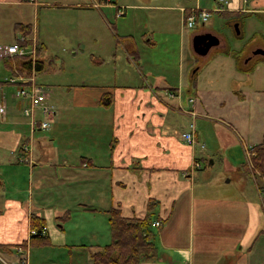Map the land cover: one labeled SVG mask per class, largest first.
<instances>
[{"label": "crops", "instance_id": "1", "mask_svg": "<svg viewBox=\"0 0 264 264\" xmlns=\"http://www.w3.org/2000/svg\"><path fill=\"white\" fill-rule=\"evenodd\" d=\"M160 1L170 0H147V4L136 5L135 8L167 13L177 9L181 12L183 20V14L187 12L185 9L201 8L202 4H205L219 14H242L230 18L232 20L229 21L231 26H235L238 35L239 20H242L240 17L246 14L264 15V0H227L226 4L218 0H185L188 7L178 8L163 3L157 5ZM57 2L56 5L66 4L64 1ZM40 4L52 5L39 0H0L2 10L6 11L5 7L16 10L20 17L24 5H29L37 12ZM88 7L90 6L86 8ZM105 8L111 9L112 6L106 4ZM244 12L246 14H243ZM117 15H123V11L117 12ZM169 18L168 14L160 15L155 23L150 24L148 32L118 35L116 31L110 30L116 38L115 50L109 56L110 64L114 74H117L120 72V63H124L125 75H115L112 82L107 80L100 84L86 83L80 86L83 89L76 105L81 107L84 125L81 128L80 155L77 157L81 167L75 175L71 171L72 176H67L64 171L61 176L52 178L43 171L38 173L40 167H48V160H42L40 156L51 155L58 160V155L54 154V146L51 143L37 142L39 152L36 153L33 143L28 145L29 138L25 140L23 129L19 128L20 124L16 121V114L17 109L22 110L27 102L21 100L17 105L9 106L7 116L11 122L7 123L8 127L0 128V180L3 184L0 192L3 196L0 200V244L16 245L28 241L32 213L44 218L43 234L48 237L50 244L32 245L25 250L18 248V252L0 250L11 260L7 263L0 257V263L75 264L74 254L83 252L90 261L91 253L106 244V239L100 235L96 237L95 232L88 240L74 241L77 239L75 234L69 237L72 239L69 240L62 227L69 220L72 221L77 211L96 214L92 209L110 194L112 206L118 207L124 216L143 217L147 212L148 203H151L154 205L152 212L157 215V219L153 217L152 221L161 220L162 225L165 221L157 234L165 247L159 249L156 246L154 259L140 264H264V173L262 176L260 172V182L256 181L257 174L253 172L254 175H251L256 183L259 204L250 200V191H247V188L244 187L243 191V171L240 167H235L234 179L236 186H240L237 193L227 188L228 183L222 177L212 179L210 185L205 188L206 180L210 178L209 170L200 172L202 168H194L198 147L184 140L175 128L179 121L190 119L192 123L194 117L191 112H196L198 116L202 114L196 89L199 68L187 75L179 69L178 81L168 73L152 75L151 62L154 60L153 51L160 46L159 36L171 32ZM23 21L12 24L13 39L21 32L16 28L18 23L31 24ZM36 32L35 28L33 36L36 43L42 46L39 58L45 60L47 46L39 40ZM200 34H212L220 40L208 54L215 47L226 50L222 37L212 29L196 32L193 38ZM120 39H123L122 46L119 44ZM118 46L124 51V55L117 52ZM244 49L231 50L228 45L227 53L234 58V62L229 64L230 73L223 74L217 81L227 80L232 85H229L230 92L234 94L251 96L255 93L260 97V93L264 92V54H255L254 51L264 49V45L256 44ZM195 54L197 55L196 52ZM180 58L182 60L183 56L180 55ZM182 65L184 64L181 62L179 66ZM6 67L11 69V65ZM129 68L133 69L132 75L129 74ZM173 76H177L176 73ZM181 79L186 83H194V88L185 87V82L181 83ZM190 88L193 90L190 91ZM181 89H188L185 100L181 98ZM106 92L111 94L109 106L100 103L102 94ZM192 98L194 102L191 101ZM215 121L234 128L221 116ZM263 137L264 132L261 141ZM260 142L254 143L251 148ZM23 161L29 164V177L36 173V179H32L33 182L25 189L26 192L31 194L33 189L40 191L48 186L52 187L58 183L55 179L68 182L67 188L72 181L79 179V194L88 198L86 203H76L82 209L75 207L74 202L80 200L78 197H74V202L70 204L47 206L42 203L49 202L33 200L31 195L21 197L7 193L10 188V182H7L10 177L9 169L15 172L22 167L20 163ZM66 162L62 160V164ZM251 168L252 166H246V170ZM60 183L64 185L65 182ZM64 216L66 220H63ZM58 221L64 222L60 224ZM55 223H58V228ZM50 228L53 229L49 230ZM57 248L67 252L66 261H55L46 255L49 250Z\"/></svg>", "mask_w": 264, "mask_h": 264}, {"label": "rangeland", "instance_id": "2", "mask_svg": "<svg viewBox=\"0 0 264 264\" xmlns=\"http://www.w3.org/2000/svg\"><path fill=\"white\" fill-rule=\"evenodd\" d=\"M39 1H45L52 5L40 4L37 7V12L32 10L29 5H24L21 17L16 13V10L5 7V11L0 8L1 45L15 42V39L12 38L11 26L16 21L21 20L24 22L23 20H25L31 23L32 26V34L30 33L29 36L24 37L25 43H31L36 28L39 40L47 46V51L44 53L45 60L42 59L44 67L38 72L24 74L18 71V73L14 72L15 75H12V70L10 67L7 68L6 65L9 66L13 57L0 56V102L4 100L6 103V116L5 119L0 118V128L8 127L7 123L11 122V119L7 116L9 106H15L21 101L13 97L17 86L4 83L11 76L31 77V75H34L36 84L41 86L46 94L45 103L55 112L52 116L50 128L36 130L31 135L27 124L29 119L22 114L20 108L17 109L16 121L20 124L19 128L23 129L25 140L30 138L28 145L33 143L32 146L36 148L35 152L37 153L39 152L37 142H48L54 146V154L58 155V160H55L51 155L40 156V159L48 160L46 163L48 167L45 165L40 167L38 173L43 171L45 175L55 178L61 176L64 171H66L67 176H72L71 171L74 175L80 171V159H77V157L80 155L81 128L84 125L81 117V107L76 105V100L80 97L79 94L83 89L80 86L86 83L100 84L107 80L112 82L115 75H125L124 63H120V72L117 74H114L112 64H110L109 56L113 54L116 45V38L112 36L110 30L116 31L118 35L148 32L150 31V24L155 23L160 15L168 14L170 17L168 25L171 32L168 35L159 36L160 46L153 51L154 60L151 62L153 65L152 75L154 73L167 75L168 73L178 81L179 69L187 75L190 71H196L199 68L196 75V89L199 93L198 104L202 114L196 119V131L199 132L197 136L199 143L205 144V148L201 150L199 144H196L198 146L197 158L199 159L198 161L195 160L202 166L200 172L209 170L210 178L206 180L207 185H205V188L210 185L209 182L212 179L222 177L228 183L229 187L227 188L237 193V188L240 189V186H236L237 183L234 179V176H236L235 167H240L243 171V191L245 190L244 187L247 188V191H250V200L259 204L256 195V183L251 175L253 172L257 174L256 181L260 182L263 172L256 170L254 167L246 170V166H252L249 160V158L251 159V145L260 142L264 132V92L260 93V97L255 93L251 96L247 94L241 96L230 92V84L227 80L217 81V79H221L223 74L230 73L229 64L234 62V58L227 53V51L229 52L227 50L228 45L231 50L244 49L256 44L264 45V15L246 14L244 12L243 14L246 15L240 17L242 18L241 21L239 20L240 35H238L235 26H231L232 23H229L232 19L225 14L217 13L205 4H202L199 9L209 10L211 16L208 21L203 24L199 20L193 27H189L187 23L189 9H185L187 12L183 14L184 18L182 20V14L177 9L174 12L167 13L166 11L135 8L136 5L147 4V0H111V2L110 0H99V3L96 0ZM57 1H64L66 4L59 3L61 5H56ZM162 3L176 8L188 7L185 0L160 1L157 2V5H163ZM106 4H110L112 8H105ZM87 6L90 7L86 8ZM121 10L123 15H117V12ZM172 14L174 15L172 16ZM204 29H212L221 36L226 50L222 47H215L207 56L196 55L193 49V36L196 32L200 33ZM136 40L138 41V36ZM119 44L120 46L123 45V39H120ZM120 46H118L117 52L124 55V51L120 50ZM180 55L183 56L182 60ZM181 62L184 65L179 66ZM128 70L129 74L132 75L133 69L129 68ZM175 73L177 76H173ZM180 82L184 83L185 81L183 82L181 79ZM188 86L194 88V83L185 82V87ZM193 88L189 90L192 91ZM180 92L181 98L185 100L188 89ZM218 116L226 118L234 128L219 124L217 121L215 123L214 120ZM35 118L39 120L47 119L41 114L39 108L35 110ZM175 128L181 136L184 132L191 130V120L179 121ZM204 151L205 153H203ZM62 160L67 162L62 164ZM211 162H214V164H211ZM52 163L56 165H51ZM20 165L22 167L15 172L9 169L8 175L10 177L7 182H10V188L7 193L21 197L31 195L33 200H38L41 203L49 202V204L42 203L47 206L58 203L70 204L74 202V197H78L80 200L74 203L79 210L82 208H79L76 203H86V200H88L86 196H80L79 194L81 186L79 179L72 181V184L69 182L70 186L67 188L68 182L55 179L58 183L52 187L48 186L40 191L33 189L31 194L26 192L25 189L33 182L32 179H36V173L29 177V164L23 161ZM60 182L65 183L62 185ZM19 191L24 193L19 194ZM2 199L3 196L0 194V200ZM111 206V195L109 194L103 202L96 205L94 211L96 214L77 211V215L71 219L72 221L69 222V220L62 227L67 238L69 239L75 234L77 239H73L74 241L88 240L89 236L96 232V237L100 235L108 243L110 240V227L106 210ZM154 218L157 219L156 214ZM63 222L58 221L60 224ZM58 223L54 225L57 227ZM164 224L165 221H163L162 227ZM162 227L152 226L156 246L159 249L165 247L160 240V236L157 235ZM31 230L30 228V233ZM18 248L23 249L17 247L15 252H18ZM81 251L83 252V250ZM46 255L55 261H66V257H68L67 252L59 248L49 250ZM74 256L76 257V259L73 258L75 264L91 263L89 258L85 257L84 252L75 253ZM0 257L7 263L11 261L1 251ZM78 259H82V261Z\"/></svg>", "mask_w": 264, "mask_h": 264}, {"label": "trees", "instance_id": "3", "mask_svg": "<svg viewBox=\"0 0 264 264\" xmlns=\"http://www.w3.org/2000/svg\"><path fill=\"white\" fill-rule=\"evenodd\" d=\"M225 15L228 18L241 16L240 14L234 13H226ZM16 28L21 32L18 36L15 37V42H20V37L29 36L32 31L31 24L18 23L16 25ZM20 43L24 47H27L29 44L25 42ZM41 51L42 46L37 44L36 61L34 62V64L31 61V57L29 55L12 56L13 60L12 62H10L11 69L14 66L12 75H15L14 72L18 73V71L24 74H28L31 72L32 68H34L36 72L41 71L43 67V60L39 58ZM4 83L16 86L15 83L10 82L9 79H7ZM100 103L103 106H109L111 104V94L108 92L103 93L100 99ZM36 123L38 125L39 121H37ZM36 130L41 129L35 128V131ZM197 157L198 156H196V159L198 161L199 158ZM250 160L252 163V167L264 173V137L259 144L251 148ZM200 168H202V166L198 167L197 169L195 168V170H198ZM2 186L3 184L0 180V191ZM153 209L154 205L148 203L147 212L143 217L124 216L118 207L113 206L106 210V212L108 213V222L110 227V240L100 249L91 253V264H140L143 261L154 259L157 253V248L154 242V233L152 232L151 226V222L155 215V213L152 212ZM92 210L94 211L95 209L93 208ZM66 217L64 216L63 220H66ZM69 218L70 217H68V219ZM30 228L32 229V232L30 233V238L28 241H23L20 244L16 245L0 244V250L6 252L14 251L17 247H22L25 250L28 246L30 247L32 245L47 246L50 244L48 237L46 235L44 236L43 234L45 230V220L41 215H38L36 213H32L30 215Z\"/></svg>", "mask_w": 264, "mask_h": 264}, {"label": "built area", "instance_id": "4", "mask_svg": "<svg viewBox=\"0 0 264 264\" xmlns=\"http://www.w3.org/2000/svg\"><path fill=\"white\" fill-rule=\"evenodd\" d=\"M221 3H227V0H218ZM201 11V12H200ZM189 15L187 17V23L189 27H193L197 21H202L203 24L208 21L211 16L209 10L199 9V8H190ZM20 42H25L24 37L19 38ZM20 42H14L11 44H0V56L1 57H12L14 55L24 56L29 55L31 57V61H36V49L37 43L36 39L33 36L31 38V43L28 44L27 47H24ZM35 72V69H31V73ZM10 82L15 83L17 86L16 91L13 93V97L18 98L20 100H25L27 103L23 107L22 112L28 120V126L30 128V134L32 135L35 131V128H40L41 130L50 128L52 116L55 114L53 110H51L46 101V94L44 93V89L36 84L34 75L31 77L25 76H11L8 78ZM21 81V82H19ZM194 102V99H191ZM39 108L41 110V114L44 115L46 120H39L35 118V110ZM194 117V121L191 123V130L186 131L182 134V137L187 142L193 144L195 147L196 144H199V147L203 150L205 148V144H200L197 139V131L195 118H197L198 114L196 112H191ZM6 116V103L4 100L0 102V118L5 119ZM37 121H39L37 125ZM30 141V138H29ZM198 147V146H197ZM196 159V158H195ZM201 167V164L198 162L194 163V168ZM152 226L160 227L162 225L161 220H155L151 222Z\"/></svg>", "mask_w": 264, "mask_h": 264}, {"label": "water", "instance_id": "5", "mask_svg": "<svg viewBox=\"0 0 264 264\" xmlns=\"http://www.w3.org/2000/svg\"><path fill=\"white\" fill-rule=\"evenodd\" d=\"M219 38L212 34H200L193 39V48L199 55H206L213 46L218 45ZM255 54H264V49H257Z\"/></svg>", "mask_w": 264, "mask_h": 264}]
</instances>
